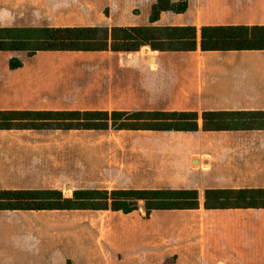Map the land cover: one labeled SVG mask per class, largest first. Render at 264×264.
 Returning <instances> with one entry per match:
<instances>
[{
    "label": "crops",
    "instance_id": "crops-1",
    "mask_svg": "<svg viewBox=\"0 0 264 264\" xmlns=\"http://www.w3.org/2000/svg\"><path fill=\"white\" fill-rule=\"evenodd\" d=\"M0 0L12 37L66 28L264 26V0ZM184 0H171L179 4ZM0 51V111L190 112L196 132L0 130V191L196 190L200 207L0 211V264H264V209L206 210L207 190H264V129L205 131L207 112H264V51ZM12 65L16 67L13 68ZM69 190V192H68ZM129 261V262H128Z\"/></svg>",
    "mask_w": 264,
    "mask_h": 264
},
{
    "label": "trees",
    "instance_id": "trees-1",
    "mask_svg": "<svg viewBox=\"0 0 264 264\" xmlns=\"http://www.w3.org/2000/svg\"><path fill=\"white\" fill-rule=\"evenodd\" d=\"M187 0H159L155 22L163 12L185 13ZM15 30L0 29V51L139 52L149 46L160 51H264V26L187 28H66L37 30V36L15 38ZM15 68V65H12ZM200 116L190 112H18L0 111V130L176 131L196 132ZM205 131L264 129V112H207ZM144 202L153 211H187L200 207L196 190H79L72 198L54 191H0V211H113L131 214ZM206 210L264 209V190H207Z\"/></svg>",
    "mask_w": 264,
    "mask_h": 264
},
{
    "label": "rangeland",
    "instance_id": "rangeland-1",
    "mask_svg": "<svg viewBox=\"0 0 264 264\" xmlns=\"http://www.w3.org/2000/svg\"><path fill=\"white\" fill-rule=\"evenodd\" d=\"M68 192H69V190H68ZM72 197H73V195L70 194V193H68V195H67L66 198H72ZM141 209H143V210L145 209V203L144 202L139 203V207H138V210L137 211H140ZM168 264H173V262H169Z\"/></svg>",
    "mask_w": 264,
    "mask_h": 264
}]
</instances>
